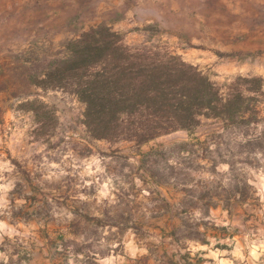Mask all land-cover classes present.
<instances>
[{
    "label": "rangeland",
    "instance_id": "obj_1",
    "mask_svg": "<svg viewBox=\"0 0 264 264\" xmlns=\"http://www.w3.org/2000/svg\"><path fill=\"white\" fill-rule=\"evenodd\" d=\"M99 25L165 45L220 86L258 79L243 90L264 111V0H0V264H264V150L243 156L216 121L142 146L92 140L85 105L43 82ZM252 132L264 136V112ZM212 159L233 161L258 200L224 210L229 166L212 174ZM210 196L220 206L204 214ZM185 225L209 244L179 248L170 235Z\"/></svg>",
    "mask_w": 264,
    "mask_h": 264
},
{
    "label": "trees",
    "instance_id": "obj_2",
    "mask_svg": "<svg viewBox=\"0 0 264 264\" xmlns=\"http://www.w3.org/2000/svg\"><path fill=\"white\" fill-rule=\"evenodd\" d=\"M44 78L50 88L65 90L85 105L83 124L92 140L142 146L174 132H192L204 121H216L221 131L213 136H234L236 146L243 148V156L264 150V136L250 133L264 112L256 102L259 92L243 90V81L249 84L258 79L238 77L220 86L161 43L132 46L120 32L99 25L69 42L66 55L49 65ZM198 144L205 145L203 150L209 149L206 142ZM162 154L153 152L145 157ZM219 164L229 166L231 177L230 187L224 191L226 199L221 200L224 210L231 215L233 197L239 198L237 203L243 206L250 205V199L258 200L253 198L256 190L249 179L236 175L233 161L212 159L209 171L217 173ZM212 199L210 196L202 204V213L209 214L220 206V201L214 203ZM181 227H173L170 235L179 248L190 242L209 244L206 232L196 235L190 232L191 226ZM181 259L184 264H192L188 262L189 255Z\"/></svg>",
    "mask_w": 264,
    "mask_h": 264
}]
</instances>
